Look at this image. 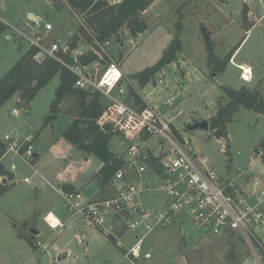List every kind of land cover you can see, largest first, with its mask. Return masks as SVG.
<instances>
[{
    "label": "rangeland",
    "instance_id": "obj_1",
    "mask_svg": "<svg viewBox=\"0 0 264 264\" xmlns=\"http://www.w3.org/2000/svg\"><path fill=\"white\" fill-rule=\"evenodd\" d=\"M245 5L248 7L246 20L243 17ZM28 11L42 17L41 26L33 24V18L27 19ZM263 13L264 0H156L143 14L148 28L139 35L131 36L124 26L118 37L114 36L103 47H98L81 32L84 43L78 46L98 50L104 57L103 64L109 58L119 61L126 74L137 81L136 75L154 66L179 36L182 49L175 62L156 72L152 83L163 78L164 84H170L178 93L188 85L185 93L191 97V102L187 104V114L179 117L176 124L179 129L189 131L188 138H191L199 163L202 167L215 169L224 180L234 178L247 167L256 175H264V163L253 154L255 146L264 137V117L258 119L253 111L241 106L227 124L228 148L210 129L190 130L187 126L196 118L200 120L205 118L202 116L213 114L219 101L227 102L226 87L239 89L246 84L240 77V70L230 63L241 41L235 62L244 60L257 70L263 78L256 84L254 80L248 82L246 87L259 89L264 95ZM0 19L8 25L7 31L0 35V79L30 45L20 31L32 37L40 36L42 43L49 46L53 36L57 35L54 41L59 38L64 42L71 32H80L82 24L81 18L67 6L58 9L48 0H0ZM45 22H51L53 29L47 31ZM249 27L253 29L245 37V30ZM210 54L216 62L228 61L223 71L213 72L216 63L210 62ZM59 82L58 74L40 90L30 106L19 105L18 93L0 107V139L6 145V134L21 142L26 137H20L26 134L32 135L35 142L38 136L41 140L35 144L37 156L26 157L11 151L4 158L8 167L15 164L17 169L13 179H9V189L0 195V264H262V250L258 251L262 254L259 261L249 243L239 234L214 236L191 218L150 234L144 250L151 251V258H138L135 262L126 257L125 248L86 225L79 216L62 229H52L44 220L49 210L62 220H66L70 213L64 206L65 194L59 190L65 181H79L78 184L87 187V193L84 192L87 197L98 190L97 184L99 190L95 196L108 192V186L101 189L99 184L101 160L79 150L63 137L64 129L79 112L78 100L67 96L57 119L44 126ZM152 83L146 93L153 88ZM137 85L140 92L139 82ZM161 92L156 91L157 94L152 95L154 102L150 103L162 106L165 94ZM128 102L138 107L141 105L132 94ZM195 105L203 114L198 112L191 116L190 111ZM15 109L17 112L14 113ZM161 111H165L164 108ZM109 147L117 155L124 152L116 134L111 136ZM26 177L29 181L25 180ZM143 178L142 181L138 173L130 177L137 184L144 182L155 186L158 182L155 174L147 173ZM165 197V192L156 188L142 193L141 200L148 208L155 209L163 205ZM34 221L40 230L37 235L30 230ZM255 232L264 244V227ZM83 233L87 234L86 240L79 243L76 235ZM120 235L125 247L135 241L133 232ZM171 248L175 252L169 255ZM60 255L62 259L59 260Z\"/></svg>",
    "mask_w": 264,
    "mask_h": 264
},
{
    "label": "built area",
    "instance_id": "obj_2",
    "mask_svg": "<svg viewBox=\"0 0 264 264\" xmlns=\"http://www.w3.org/2000/svg\"><path fill=\"white\" fill-rule=\"evenodd\" d=\"M45 28L52 30V23L45 22ZM20 33L30 45L39 46L68 67L77 77L75 87L101 93L106 98L97 123L103 129L109 126L124 148L121 155L124 165L114 173L108 192L92 197L79 190L64 192V206L70 213L64 221L57 216L56 224L50 219L51 212L47 213L44 220L52 229H62L79 216L86 225L125 248L126 257L135 262L138 258H151V251L144 250L150 234L191 218L211 235L239 234L261 261L264 244L255 231L264 226V175L242 170L237 178L224 180L215 169L202 167L188 138L189 131L179 129L176 124L183 111L175 114L172 110L175 97L167 98L165 111H161L159 105L146 100L145 87L138 92V82L126 74L119 61L109 58L103 64L104 57L97 51V61L83 63L79 59L82 52L71 49L67 42L51 41L46 46L40 36ZM67 53H71L72 62L61 55ZM230 62L240 69L241 79L253 80L252 66L235 62L234 56ZM164 82L160 78L156 84L165 85ZM131 94L134 98L139 94L145 104L138 107L128 102ZM4 138L5 154L13 151L26 157L36 155L33 137L22 142L8 134ZM133 173L141 177L155 174L158 182L155 186L137 184L130 179ZM156 188L165 192L164 203L159 208H148L141 200L142 193ZM124 232H133L135 241L129 247L121 240L120 234ZM86 237L85 233L76 235L79 243L85 242Z\"/></svg>",
    "mask_w": 264,
    "mask_h": 264
},
{
    "label": "trees",
    "instance_id": "obj_3",
    "mask_svg": "<svg viewBox=\"0 0 264 264\" xmlns=\"http://www.w3.org/2000/svg\"><path fill=\"white\" fill-rule=\"evenodd\" d=\"M53 5L61 9L67 6L82 20L80 32L75 33L69 41L71 49L77 48L82 40L81 35L89 37V41L95 46L104 45L111 38L118 37L120 30L126 26L131 36H137L148 28V23L143 14L156 0H121L117 3H109L107 0H50ZM248 7L243 8L244 20L247 19ZM8 25L0 19V35L4 33ZM250 29V27L248 28ZM247 29V30H248ZM81 32L83 34H81ZM81 39V40H80ZM241 44V43H240ZM240 44L236 49L240 47ZM182 49L179 36L175 37L162 58L152 66L140 71L135 78L140 87H145L155 79L156 72L164 65L175 62L177 53ZM235 49V50H236ZM96 49L93 47L83 51L79 59L83 63H90L99 59ZM67 62H72L71 53L61 54ZM215 57L210 54V62L215 64L213 72H220L226 68L227 60L216 62ZM59 74L60 82L55 90V97L49 106V111L44 119V126L54 122L58 114L62 112V104L67 96H73L78 100L79 112L67 128L63 131V137L86 154L97 156L102 166L98 170L100 188L107 187L114 173L123 167L124 159L110 150L109 140L114 134L110 127L101 128L97 119L101 115L106 98L98 92H87L75 87L76 75L60 61L46 53L37 45H29L20 59L0 79V107L16 94H20L19 105H29L44 88ZM229 100L225 103L218 102L217 111L209 118L210 130L213 135L224 142L228 148L227 124L232 120L234 114L241 106L257 113L264 114V95L259 89H250L242 86L239 89L225 88ZM136 99L144 105L143 99ZM6 144L0 139V158L5 154ZM264 137L254 148V154L260 156L264 161ZM6 178L8 182H3ZM13 179V173L3 163H0V195L7 191ZM63 192L76 191L69 184H62ZM21 237L28 238L23 234ZM32 246L33 243L29 241Z\"/></svg>",
    "mask_w": 264,
    "mask_h": 264
},
{
    "label": "crops",
    "instance_id": "obj_4",
    "mask_svg": "<svg viewBox=\"0 0 264 264\" xmlns=\"http://www.w3.org/2000/svg\"><path fill=\"white\" fill-rule=\"evenodd\" d=\"M48 1H50V0H48ZM109 3H111V4H113V3H117V2H120L121 0H118V1H116V0H114V1H112V0H107ZM51 2V1H50ZM52 3V2H51ZM53 4V3H52ZM62 9V8H61ZM264 14V13H263ZM32 15H34V17H35V19H32V22H33V24H38L39 26H41L42 24H41V18L42 17H40V15L39 14H36V13H34L33 11H28V13H27V19L28 18H32L31 16ZM264 16V15H263ZM255 26H256V24H255ZM255 26H253V27H255ZM253 27H250V29H246L245 31H247V33H246V36L245 37H247L248 35H249V33H250V31L253 29ZM7 31V30H6ZM75 34V32L73 31V32H71L70 33V35L68 36V39L67 40H65L64 42H67L68 43V40H70V38L73 36ZM11 36H9L8 38H10ZM55 38H57V35L56 36H53L52 37V39H50V41H54V39ZM57 40H59V41H61L59 38L57 39ZM81 40V39H80ZM63 41H62V43H64ZM79 43H84L83 41H80ZM241 44H242V41L240 42ZM239 43V44H240ZM81 44V45H82ZM238 44V45H239ZM241 44H240V46H241ZM92 47H81V46H78V48H77V50L78 51H81V52H83V51H88V50H90ZM237 48V47H236ZM235 48V49H236ZM239 49V48H238ZM238 49H236L235 50V52L232 54V57L234 56V61H235V58H237L238 57V55H236V53H237V51H238ZM184 62H186L185 60H183ZM231 63V62H230ZM240 63H243V64H247V65H250L249 63H247V62H245L244 60H242V61H240ZM232 64V63H231ZM232 65H234V64H232ZM235 66V65H234ZM250 66H252V65H250ZM237 67V66H236ZM238 68V67H237ZM252 68H253V66H252ZM239 69V68H238ZM240 70V69H239ZM253 73H254V75H253V80L255 81V84L260 80V79H262L263 77H260L259 75H258V72H257V70L255 69V68H253ZM243 80V79H242ZM253 80L251 81V82H253ZM244 81V80H243ZM246 82V81H245ZM152 83V82H151ZM151 83H149V84H147L146 86H145V90L147 89V88H149L150 86H151ZM153 84V88L152 89H150V91H154V93H151V94H146L145 95V97H146V100L147 101H153L154 102V99L152 98L153 96L152 95H156L157 93H156V91H158V90H161V91H163V92H161V93H164L165 94V100H163V101H161V102H163V104H162V106L160 105V104H157V105H159L160 106V108L161 109H163L164 108V101H166V99L167 98H170V97H172V96H174L175 97V100H174V103H173V105H172V110L174 111V113L176 114L177 112H179V111H183V114L182 115H180L179 117H181V116H183L184 114H187V107H188V103H190L191 101V97H189L186 93H185V89L186 88H188V85L186 84L185 86H184V89L183 90H181V91H179V93L178 92H176L175 91V89H173V86H171L170 84H166L165 86H166V88L164 87V85H157L156 83H152ZM246 84H248V82H246ZM246 84L245 85H243V86H246ZM154 85H156L155 87H154ZM169 86V87H168ZM149 91V92H150ZM146 92V91H145ZM178 93V94H177ZM148 95V96H147ZM13 98H15V96L13 97ZM20 99H17V101H19ZM157 102H159V101H157ZM153 104H156V103H153ZM205 104V103H204ZM218 109V108H217ZM217 109L214 111V113L217 111ZM164 110H165V108H164ZM252 111V110H251ZM15 112H17V109H15L14 110V113ZM191 113V116H195V114L196 113H198L199 112V114H203L202 112H200V110H199V108H198V106H196L195 105V107L193 108V110H191L190 111ZM254 112V111H253ZM213 113V114H214ZM256 115H257V117H258V119H261V118H263L264 117V114H261V113H257V112H254ZM213 114H211V115H205V116H202L201 118H203V117H211ZM179 117H178V119H179ZM194 118H196V117H194ZM208 118V119H209ZM197 120H198V118H196ZM196 119H194V120H196ZM200 119V118H199ZM193 121V120H192ZM32 135H29V134H26L25 136H21L20 138H25V137H31ZM40 138H39V136L38 137H36V145L37 144H39L40 143ZM254 154V153H253ZM8 154H5L3 157H1L0 158V163H3L4 164V166H6V168L8 169V170H10L12 173H13V177L15 176V170L17 169V166L15 165V164H12V165H15V168H13L12 167V165H11V168L10 167H8V165L6 164V163H4V158L7 156ZM38 154L36 153V155L35 156H37ZM254 157L255 158H260L261 159V157L260 156H256L255 154H254ZM88 159V158H87ZM262 160V159H261ZM262 162L264 163V161L262 160ZM243 170H248L250 173H252L251 171H250V168L249 167H247L246 169H243ZM252 174H255V173H252ZM239 174H237L234 178H227V180H231V179H235V178H237V176H238ZM43 177V176H42ZM141 179H142V181L144 180V178H143V176L141 177ZM6 182H8V180H6ZM66 183H69V184H71V185H73L77 190H79V191H83V192H86L87 193V190H86V188L87 187H84L83 186V184H78V182L79 181H70V182H67V181H65ZM5 183V182H4ZM143 184H145L144 182H142ZM97 186H98V190H99V185L97 184ZM84 187V188H83ZM60 190V189H59ZM98 190L96 191V192H94V194L92 195V196H94V195H96L97 194V192H98ZM61 192H63L62 190H60ZM64 193V192H63ZM92 196H90V197H92ZM49 212H52L51 210H49L47 213H49ZM53 213V212H52ZM56 215V214H55ZM45 216V215H44ZM57 216V215H56ZM64 221V220H63ZM261 227H264V226H261ZM39 232H40V230H39Z\"/></svg>",
    "mask_w": 264,
    "mask_h": 264
},
{
    "label": "water",
    "instance_id": "obj_5",
    "mask_svg": "<svg viewBox=\"0 0 264 264\" xmlns=\"http://www.w3.org/2000/svg\"><path fill=\"white\" fill-rule=\"evenodd\" d=\"M33 19H35L34 15L31 16ZM203 32H204V35L205 37L207 38L208 37V33L206 31V28L204 27L203 28ZM54 126V125H53ZM188 128L190 130H196V129H203V130H209L210 129V121L208 118H203V119H200V120H196L194 121L193 123H189L188 125ZM6 178L3 179V182H6ZM31 232L33 234H39V230L37 229V221H34L31 225V228H30ZM175 252V249L174 248H171L168 250V254L169 255H172L173 253ZM59 260L62 259V256L60 255Z\"/></svg>",
    "mask_w": 264,
    "mask_h": 264
},
{
    "label": "bare ground",
    "instance_id": "obj_6",
    "mask_svg": "<svg viewBox=\"0 0 264 264\" xmlns=\"http://www.w3.org/2000/svg\"><path fill=\"white\" fill-rule=\"evenodd\" d=\"M50 219H51V221H52L53 224H56L57 221H58L57 216L54 213H52V212L50 214Z\"/></svg>",
    "mask_w": 264,
    "mask_h": 264
}]
</instances>
